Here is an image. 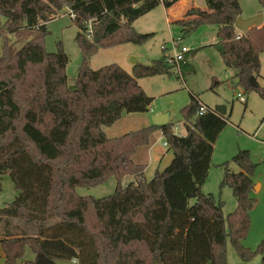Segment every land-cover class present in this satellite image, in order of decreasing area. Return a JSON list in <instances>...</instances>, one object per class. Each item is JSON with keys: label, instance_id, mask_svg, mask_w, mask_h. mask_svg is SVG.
I'll return each mask as SVG.
<instances>
[{"label": "trees", "instance_id": "16d2710c", "mask_svg": "<svg viewBox=\"0 0 264 264\" xmlns=\"http://www.w3.org/2000/svg\"><path fill=\"white\" fill-rule=\"evenodd\" d=\"M178 1L0 0V182L8 173L16 191L0 208V220L19 221L0 238L3 264H55V259L77 264H229L226 238L241 261L260 255L264 264V236L255 250L242 245L254 204L250 191L255 165L249 152L239 150L220 165V186L231 188L233 211L224 215L222 202L201 192L214 143L227 124L223 115L206 105L199 113L201 101L191 95L180 110L184 135L174 134L168 122L115 137L101 129L122 112H146L152 97L137 79L170 74L172 65L163 55L150 64H133L131 73L115 63L92 70L91 56L100 48L145 43L152 33L135 31L134 20L160 3L169 8ZM215 1L214 10L174 22L183 34L202 24L215 25L214 46L224 65L234 69L238 84L264 100V86L249 82L260 76L264 21L241 33L235 27V16L241 13L238 0ZM258 2L264 18V0ZM64 8L74 14L81 52L72 84L65 73L66 53L61 48L47 52L43 46L47 22ZM22 29L30 38L18 49L11 47L7 35ZM185 65L184 56L180 69ZM158 130L172 158L146 180L145 165L132 157ZM125 175L133 181L122 186ZM112 176L117 185L106 197L76 192ZM190 198H195L191 205ZM164 224L167 230L161 234ZM26 247L34 254L32 260L24 259Z\"/></svg>", "mask_w": 264, "mask_h": 264}, {"label": "rangeland", "instance_id": "374dc122", "mask_svg": "<svg viewBox=\"0 0 264 264\" xmlns=\"http://www.w3.org/2000/svg\"><path fill=\"white\" fill-rule=\"evenodd\" d=\"M242 18H248L261 11L258 0H238ZM181 7L192 10L208 12L218 6L215 0H183ZM177 6L173 9L176 13ZM173 11L167 10L163 4L140 16L133 22L135 31L139 33H152V37L143 44L122 43L109 48L98 49L89 60V67L97 70L112 63L123 67L128 73L132 59L138 63L150 64L153 60L163 55L172 54L175 42L178 48H186L185 68H182V77L178 75V68L172 66L170 74L156 75L141 78L139 85L150 97L152 102L146 112L126 113L122 112L120 118L111 126H101L102 131L108 137H115L124 133L137 130L150 125L152 117L156 114H167L168 123L176 135H184L186 128L181 115V108L185 106L191 95L196 96L202 103L214 108L223 105L226 113L223 115L227 124L218 135L212 151L210 168L207 178L201 186V192L212 194L216 200L222 202L224 215L233 211L236 205L231 188L221 187L222 167L225 161L239 150L249 152L252 163L255 165L252 174L254 186L250 191V197L254 204L249 212V229L246 237L242 239V245L255 250L264 236V100L253 91H246L237 83L234 77V69L226 67L214 46L216 41V26L202 24L188 34L181 32V27L175 22H169L167 16ZM252 12H255L253 15ZM173 13V14H174ZM191 17L193 15H187ZM185 14L182 17H187ZM3 21V18H2ZM48 33L43 38V46L47 52H56L61 48L68 57L65 73L69 84H72L78 73L81 63V52L75 36L78 32L67 8L59 11L55 18L46 24ZM31 36L27 30H19L8 34L7 39L11 47L18 49ZM163 47L167 48L163 52ZM2 54V41L0 39V55ZM260 70L257 84L264 86V52L260 54ZM257 80L256 78H254ZM241 93L245 101H240L236 94ZM194 118L191 119V122ZM172 158V152L167 150L163 157L160 170H163ZM136 160V159H135ZM234 172L239 168L230 164ZM133 181L131 175L126 176L119 182L127 184ZM117 185V179L110 177L104 182L89 186L77 187L76 192L81 196L102 198L112 194ZM16 191L8 173L2 175L0 182V208L9 204L15 197ZM195 202L190 198L188 204ZM54 220H50L53 222ZM34 254L26 247L24 259L32 260ZM241 261L232 247L229 238H226V259L229 264ZM254 258L261 256L256 255ZM253 258V259H254ZM2 259H0V264Z\"/></svg>", "mask_w": 264, "mask_h": 264}, {"label": "crops", "instance_id": "0c3cea01", "mask_svg": "<svg viewBox=\"0 0 264 264\" xmlns=\"http://www.w3.org/2000/svg\"><path fill=\"white\" fill-rule=\"evenodd\" d=\"M182 3H183V0H179L178 2L173 4L171 7L166 8L169 11L170 10L173 11V9L176 6L178 8L176 10V13H174V11H173L174 14L173 13H169L168 14L167 20L170 23L174 22V21H176L178 19L183 18L182 16L184 14L186 16L190 14V13H187L189 11V9L188 10L185 9L184 6H183V8H180L181 7L180 4H182ZM199 12H201V11L199 10ZM254 13L255 12H252V14H250V15H253ZM133 62H134V59H132V61H131V65H130V68H129L130 71L132 70ZM140 79H137L138 84H139V80ZM256 79L257 80H255V81L258 82V78H256ZM202 104H204V103H202ZM204 105H206V104H204ZM206 106H208V105H206ZM151 124H152V122H151ZM163 142H164V138H163L162 133L159 130L155 131V132H153L151 134L148 143L138 147L135 150V152H134V155L132 157L133 161L135 163L144 164L145 165L144 177H145L146 180H150L154 176L156 171H161L159 167H160V164H161V161H162L163 157L167 154V150H168L167 146H165L163 144ZM126 176H128V175H125L124 177H122V179L125 178ZM124 185H126V184L122 183V186H124ZM18 222L19 221H17V220H9V221H7L4 224V222L0 220V238L3 237V233L4 232L10 233L8 231L10 229V227L12 228L13 226H16L18 224ZM0 259H2V263L1 264H3L4 254H3V251H2V248H1V244H0ZM233 263L234 264H262V262L260 261L259 258H257V259L254 258V259H252V260H250L248 262L235 261V259L233 258Z\"/></svg>", "mask_w": 264, "mask_h": 264}, {"label": "water", "instance_id": "95a60500", "mask_svg": "<svg viewBox=\"0 0 264 264\" xmlns=\"http://www.w3.org/2000/svg\"><path fill=\"white\" fill-rule=\"evenodd\" d=\"M199 13L198 10H192L190 11V15H197ZM264 18L262 11H258L255 15L248 17V18H242L240 15L235 16V27L241 32L245 33L249 28L253 26H260L263 24ZM137 61L134 59L133 64H136ZM236 62L233 61L232 65H235ZM251 86H256L255 79L251 77L249 79ZM214 111L218 114L224 115L226 113V108L223 105H217L214 108ZM168 122V116L167 114H156L152 117V124L153 125H163ZM167 230V224H164L160 229L159 233L165 234ZM55 264H77L75 260H54ZM156 264V263H155Z\"/></svg>", "mask_w": 264, "mask_h": 264}, {"label": "built area", "instance_id": "2783aa9c", "mask_svg": "<svg viewBox=\"0 0 264 264\" xmlns=\"http://www.w3.org/2000/svg\"><path fill=\"white\" fill-rule=\"evenodd\" d=\"M162 1V0H160ZM72 18H74V14L72 12H68ZM173 46V53L172 54H167L165 55V59L167 61V63L169 65H172V66H175L178 68V75L182 77V74H181V69H180V62L184 59V56H185V53L187 52V49L182 47V48H178V42H175L174 44H172ZM167 51V48L166 47H163V52H166ZM236 97L240 100V101H245V98L243 97V95L241 93H237L236 94ZM207 110L206 106L204 104H200L199 105V109H198V112L199 113H202V112H205ZM163 144L165 146H167L166 142L164 141Z\"/></svg>", "mask_w": 264, "mask_h": 264}]
</instances>
